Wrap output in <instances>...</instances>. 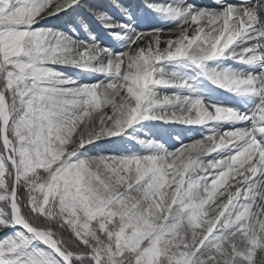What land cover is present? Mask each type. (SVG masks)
<instances>
[{"label": "snow or ice", "instance_id": "6c2138e0", "mask_svg": "<svg viewBox=\"0 0 264 264\" xmlns=\"http://www.w3.org/2000/svg\"><path fill=\"white\" fill-rule=\"evenodd\" d=\"M0 232V264H264V0H0Z\"/></svg>", "mask_w": 264, "mask_h": 264}, {"label": "rangeland", "instance_id": "374dc122", "mask_svg": "<svg viewBox=\"0 0 264 264\" xmlns=\"http://www.w3.org/2000/svg\"><path fill=\"white\" fill-rule=\"evenodd\" d=\"M138 1H140V0H138ZM199 1L201 2V0H197V2H199ZM204 1H211V0H204ZM93 2H96L97 4L103 5L105 8H107L110 5L111 0H93ZM120 2L124 3L125 5H127L126 4V0H120ZM113 14H115V13H113ZM89 22L92 24V28L95 31V32L93 31L94 34L98 33L101 36V38L104 39L105 42H107V38L104 37V35H103V30L101 28H99V26L94 21H89ZM52 24H56V25L59 26V25L63 24V21L50 20V22H49V24L47 26H52ZM143 26L147 27L148 25L145 24ZM100 32H102V34ZM62 70H65V69H62ZM91 82H94V80L91 81ZM176 127H177V129H179L180 127H183V126H176ZM143 131L148 132L149 135L153 134L152 131H150L148 129H144ZM141 134H143V132ZM156 134H157V136L163 137V139L167 140L168 141V145H174L175 144V139L174 138L171 139L170 135L165 134L162 130L157 132ZM180 134L183 136L185 143L191 142V139L193 138V136H195L196 139L200 138L198 135H195L192 132H183V133H180ZM3 235H5V232H0V238H2Z\"/></svg>", "mask_w": 264, "mask_h": 264}, {"label": "bare ground", "instance_id": "6f19581e", "mask_svg": "<svg viewBox=\"0 0 264 264\" xmlns=\"http://www.w3.org/2000/svg\"><path fill=\"white\" fill-rule=\"evenodd\" d=\"M96 3V2H94ZM140 3V1L138 0H126V4L130 5V6H135L136 4ZM198 3H211V1H204L201 0V2L199 1ZM94 31V30H93ZM95 32V31H94ZM102 34V32H100ZM83 38V37H82ZM214 155V154H213Z\"/></svg>", "mask_w": 264, "mask_h": 264}, {"label": "trees", "instance_id": "16d2710c", "mask_svg": "<svg viewBox=\"0 0 264 264\" xmlns=\"http://www.w3.org/2000/svg\"><path fill=\"white\" fill-rule=\"evenodd\" d=\"M64 238L67 239V234H65Z\"/></svg>", "mask_w": 264, "mask_h": 264}]
</instances>
